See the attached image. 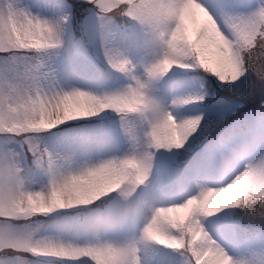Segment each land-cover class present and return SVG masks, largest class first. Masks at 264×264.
Returning a JSON list of instances; mask_svg holds the SVG:
<instances>
[{
  "label": "snow or ice",
  "instance_id": "6c2138e0",
  "mask_svg": "<svg viewBox=\"0 0 264 264\" xmlns=\"http://www.w3.org/2000/svg\"><path fill=\"white\" fill-rule=\"evenodd\" d=\"M0 264H264V0H0Z\"/></svg>",
  "mask_w": 264,
  "mask_h": 264
}]
</instances>
